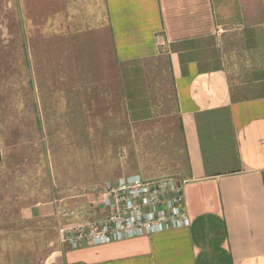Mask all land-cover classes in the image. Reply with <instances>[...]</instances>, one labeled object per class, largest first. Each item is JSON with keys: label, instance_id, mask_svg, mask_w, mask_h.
I'll list each match as a JSON object with an SVG mask.
<instances>
[{"label": "crops", "instance_id": "0c3cea01", "mask_svg": "<svg viewBox=\"0 0 264 264\" xmlns=\"http://www.w3.org/2000/svg\"><path fill=\"white\" fill-rule=\"evenodd\" d=\"M8 5L18 10L22 25L50 24L61 40L75 30L89 29L95 40L101 36L136 145L140 126L155 119L160 84L152 73L166 77L177 128L166 135L163 166L189 179L188 227L65 248L52 254L50 264H264V0H8ZM62 29L67 32L61 36ZM65 55L59 59L70 60L71 52ZM56 71L51 68V75H62ZM63 75L72 76V69ZM101 96L106 99V93ZM156 134L146 136L150 144L144 147L152 152L157 150L152 143L160 141ZM0 152L2 158L1 140ZM23 200L18 213L24 219L54 213L50 201Z\"/></svg>", "mask_w": 264, "mask_h": 264}, {"label": "rangeland", "instance_id": "374dc122", "mask_svg": "<svg viewBox=\"0 0 264 264\" xmlns=\"http://www.w3.org/2000/svg\"><path fill=\"white\" fill-rule=\"evenodd\" d=\"M99 15L102 19V13L91 16ZM19 18L8 0H0V264H50L52 254L65 249L58 228L71 221L57 212L92 210L104 182L126 174L179 175L166 171L162 159L166 135L177 128L176 113L168 80L153 72L151 79L160 84L153 99L155 119L140 126L136 145L118 103L116 67L101 36L95 40L85 29L69 39L62 29L59 35L67 33L61 40L50 24L40 29L33 21L22 25ZM67 52L70 60L59 59ZM51 68L62 75H51ZM67 69L72 76L63 75ZM149 133L160 137L151 142L153 152L144 147ZM23 199L50 201L54 213L24 219L18 213Z\"/></svg>", "mask_w": 264, "mask_h": 264}, {"label": "built area", "instance_id": "2783aa9c", "mask_svg": "<svg viewBox=\"0 0 264 264\" xmlns=\"http://www.w3.org/2000/svg\"><path fill=\"white\" fill-rule=\"evenodd\" d=\"M188 182L171 175L145 178L139 173L107 180L92 210L74 207L57 212L62 219L71 218L58 228L59 243L77 249L188 227L184 195Z\"/></svg>", "mask_w": 264, "mask_h": 264}, {"label": "trees", "instance_id": "16d2710c", "mask_svg": "<svg viewBox=\"0 0 264 264\" xmlns=\"http://www.w3.org/2000/svg\"><path fill=\"white\" fill-rule=\"evenodd\" d=\"M179 129L181 130V126H179ZM0 159H1V152H0Z\"/></svg>", "mask_w": 264, "mask_h": 264}]
</instances>
